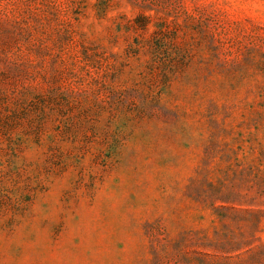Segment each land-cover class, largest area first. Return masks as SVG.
Listing matches in <instances>:
<instances>
[{
	"label": "rangeland",
	"instance_id": "374dc122",
	"mask_svg": "<svg viewBox=\"0 0 264 264\" xmlns=\"http://www.w3.org/2000/svg\"><path fill=\"white\" fill-rule=\"evenodd\" d=\"M197 251L264 264V0H0V264Z\"/></svg>",
	"mask_w": 264,
	"mask_h": 264
},
{
	"label": "trees",
	"instance_id": "16d2710c",
	"mask_svg": "<svg viewBox=\"0 0 264 264\" xmlns=\"http://www.w3.org/2000/svg\"><path fill=\"white\" fill-rule=\"evenodd\" d=\"M175 246L177 247V246H180V242L179 241H175ZM202 246H206V245H202ZM194 259L196 260V262L198 263V264H210V254L208 253V252H206V251H197V252H195L194 253ZM185 260H186V262L188 263V264H193V257L192 256H190V255H188V254H186L185 255Z\"/></svg>",
	"mask_w": 264,
	"mask_h": 264
}]
</instances>
